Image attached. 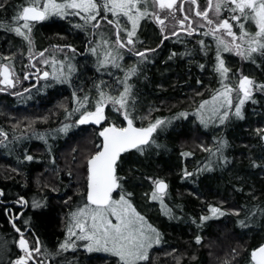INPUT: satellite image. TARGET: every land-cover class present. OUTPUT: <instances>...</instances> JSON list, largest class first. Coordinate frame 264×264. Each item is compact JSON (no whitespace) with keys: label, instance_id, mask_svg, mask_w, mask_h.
<instances>
[{"label":"snow or ice","instance_id":"snow-or-ice-1","mask_svg":"<svg viewBox=\"0 0 264 264\" xmlns=\"http://www.w3.org/2000/svg\"><path fill=\"white\" fill-rule=\"evenodd\" d=\"M185 3L195 5L196 8L185 12ZM9 9H13V14L0 20V30L21 37L27 43L29 64L22 67L23 80H29L35 75L36 83L43 80L46 83L42 87L48 88L55 83L72 86L73 78L79 76V69L72 61L76 55L84 53L78 52L73 44H51L48 48L34 52V26L52 18L67 20L72 29L89 35L84 52L95 57V71L101 77L108 75L109 80L94 79L87 90L83 84L74 87V106L71 110L64 109L65 121L71 120L72 123H62L61 127L53 130L67 134L70 129L82 125L101 126L97 132L100 143L95 144L93 141L95 150L84 156L86 191L77 193L81 197V203L67 213L65 238L50 249L35 234L30 216L25 217L23 211L6 209L8 222L16 234L13 247L18 252L12 258L11 250L5 242L0 247V264H74L64 254L70 251L74 253L78 249L90 254H110L115 258V264H153L151 253L155 246L161 244L163 233L137 211L132 202L133 193L125 187L131 174L137 169L129 168L128 176H122L119 172L123 171L131 154L143 156L152 149L164 147L157 143L158 136L167 131L173 120L187 119L189 113L179 112L172 118L158 117L152 120L150 117L154 109H149L147 116H138L140 94L137 83L141 76L147 79V65L154 62L150 57L156 54L165 41L175 37L178 42H182L181 33L187 37H203L196 40L195 48H186L183 53L172 52L168 57L169 60L178 55L194 59L199 54L207 61L209 54L213 53L211 70L217 77L219 87L205 89L210 93L209 98L199 102L193 115L205 128L217 121L220 126L226 127L233 119L244 120L245 105L260 103L257 96L264 98V81L244 74L243 69L234 71L228 66L224 54H235L257 68L264 65V0H206L203 10H200L198 0H179V3L178 0H25V5L0 0V16L6 15ZM177 12L183 14L182 18ZM109 16L112 18L109 19ZM73 19H78L79 22L72 23ZM149 22L154 23L159 31L160 43L155 48L145 46L146 41L139 34L142 23ZM193 24L196 26L193 27ZM105 26H110L111 35L102 31ZM204 38H211L212 43H206ZM125 52L136 58L133 64L123 63ZM56 53H61L63 58L58 59ZM17 55L23 56V51L7 55L0 53V93L15 90L22 82L15 71ZM37 64L44 67H37ZM197 67L204 71L206 64L198 63ZM30 69H35V72ZM112 69L118 70L121 75H115ZM197 83L202 84V81L198 80ZM29 91L28 88L23 89V92ZM10 94L17 97L23 95L19 91H12ZM196 95L203 96V93L198 92ZM107 108L124 123L111 121L106 114ZM43 119L47 122L48 118ZM254 131L261 148H264V128H256ZM33 135L47 144L46 134L34 132ZM0 137H3L0 145L7 148L8 133L0 129ZM199 147L208 152L212 159L195 172L183 168L182 179L213 171V163L221 167L232 163L225 155L230 143L223 136L214 139L213 147H205L203 144ZM48 151L51 154V146ZM76 151L73 149L74 153ZM180 155L188 158L193 156V152H181ZM34 159L33 155H24V161L32 162ZM75 160L76 156L73 155V161ZM51 163L56 164L55 156H51ZM251 167L264 169V164L252 160ZM55 171L58 173L59 169ZM66 175L71 178L73 173L68 171ZM146 178L152 185V190L144 193V196L150 202H158L161 213L169 220L180 219L173 208L165 203L169 194L168 182L159 177ZM235 190L244 191L242 187ZM50 191L57 192L58 189L50 187ZM114 193L118 198H114ZM5 195L4 189L0 188V198ZM248 195L253 200L258 199L251 192ZM71 200L72 197L69 196L64 203L67 205ZM203 203H206L208 214H201L198 220L191 218L198 229H202L210 220L229 215L237 217L236 223L241 229H249L257 218H264V207L257 205L252 208L243 205L241 208L226 210L223 201L219 205ZM14 204L21 209H40L46 207V198H33L29 201L24 196H18ZM242 210L246 211L244 217L240 218ZM203 239L201 235H196L195 243L200 245ZM239 254L240 251L233 248L231 258L225 260L224 264H233ZM248 264H264V243L249 252Z\"/></svg>","mask_w":264,"mask_h":264},{"label":"trees","instance_id":"trees-1","mask_svg":"<svg viewBox=\"0 0 264 264\" xmlns=\"http://www.w3.org/2000/svg\"><path fill=\"white\" fill-rule=\"evenodd\" d=\"M11 3L25 5V0H11ZM12 14L13 9H9L6 15L0 16V20H5ZM61 30L63 28L58 23L40 25L38 30L33 31L34 45H43L47 39L54 37L55 31ZM199 38L202 37L193 38L191 44L181 42V47L178 50L168 48L167 45L158 49L155 63L146 68L147 79L141 76L137 83L140 94L138 116H147L149 109H154L150 117L152 120L158 117L172 118L179 112H188V118L173 120L167 131L158 136L157 143L164 147L152 149L143 156L137 153L131 154L125 162L123 171H120L119 174L128 176L129 168L137 169L131 174L125 187L133 193L132 202L137 211L141 212L153 226L163 233L161 244L155 246L151 253L153 264H177V258H179V264H224L225 260L231 258L230 253L233 248L240 251L233 264H248L249 252L264 242V218H257L249 229L238 227L237 217L231 215L210 220L205 223L202 229H198L191 222V218L198 220L201 214H208L206 203L203 202L219 205L223 201V207L226 210L241 208L243 205H247L248 208H252L254 205L264 207V169L251 167L252 160L264 164V148H261L254 131L256 128H264V98L257 96L260 103L245 105L246 118L244 120L233 119L226 127L211 124L205 128L201 125L193 113L202 99L209 98L210 93L205 89L219 87L217 77L211 70L213 53L209 54L210 62L199 54H196L194 59L179 55L172 60L168 59L172 52L183 53L186 48H195L196 40ZM153 42L152 44H155L157 40ZM27 47L26 41L21 37L0 30V53L7 55L10 52L23 51L24 54L27 52ZM226 55L228 66L234 71L243 69L244 74L253 76L258 81H264V65L257 68L249 62L242 61L235 54L226 53ZM22 57L17 55L16 59L20 60ZM198 63L206 64L204 71L197 67ZM258 63L260 62L258 61ZM198 80L202 81V84H198ZM80 84L84 85V81ZM74 87H76L75 82L72 86L67 84L63 87L66 94L54 103H52L54 98L52 94L54 93L45 96L47 97L46 101L47 99L50 101L48 100V103L42 101L43 106L71 108L74 106L72 98ZM51 88L54 92L60 90L58 86ZM198 92L203 93V96H197ZM0 113L4 116L3 125L8 127L11 138H15V131L10 129V125L6 121L11 116L15 118L14 97L5 96L0 99ZM107 115L111 121L117 124L124 123L110 108H107ZM85 130L79 134L73 133L61 144L55 146L54 155H52L56 158L55 165L51 163L49 156L44 160L45 165L51 168L47 174L55 173H51L52 178L47 182L49 184L45 183V185L55 187L58 191L50 192L52 197L49 199L47 207L35 211L34 218L37 229L49 236L51 240L61 234L60 227L63 225L61 216L71 203L70 201L66 205L64 200L74 194L73 184H76L74 177L77 173L72 171L73 176L67 177L66 173L71 170L68 167L64 169L63 162L58 161L61 159L59 151L67 144L68 140L75 141L73 142L75 144L84 139L85 135H90ZM221 136L230 143L225 155L232 163L226 167L213 163V171L204 172L190 179H182L183 168L186 167L188 171L195 172L197 168L204 167L212 159L208 152L200 149L199 145L213 147L214 139H219ZM96 141L99 144L100 138L98 137ZM186 151L193 152V156L182 158L180 153ZM12 169H16L18 174H15L16 172H13ZM20 169L15 167V140L9 142L7 148L0 146V188L4 189L5 197L15 196V189L23 192L26 188L41 186V175H37L35 178L33 176L34 171L42 170L41 163L33 160L24 163ZM55 169H59V172L57 173ZM149 176L163 178L168 182L169 194L165 203L173 208L175 215L180 219L169 220L161 213L158 202H150L144 196V193H150L152 190V185L146 178ZM241 187L244 189L243 192L235 190ZM250 192L258 199L253 200L248 195ZM114 198H117L115 193ZM177 205L180 207L176 208ZM245 211H241L240 218L244 217ZM0 220H5L1 206ZM196 235H201L204 238L200 245L195 243ZM168 253H173V255H168ZM98 255L85 252L84 255L78 257V261H75L74 264H115V258L110 254L101 252ZM165 255L166 257H164Z\"/></svg>","mask_w":264,"mask_h":264},{"label":"flooded vegetation","instance_id":"flooded-vegetation-1","mask_svg":"<svg viewBox=\"0 0 264 264\" xmlns=\"http://www.w3.org/2000/svg\"><path fill=\"white\" fill-rule=\"evenodd\" d=\"M178 3H179V0H178ZM198 5L200 7V10H203V8L206 5V0H198ZM190 8L195 9L196 6L195 5L190 6L187 3L184 4L185 12H189ZM177 15L182 18L183 14L177 12ZM190 15H191V13H190ZM111 18L112 17L109 16V19H111ZM195 19H199V18H195ZM76 22H79L78 19H73L72 23H76ZM44 23H58L59 25L62 26L63 30H61L59 32L55 31L54 37L51 39H47V41L44 42L43 45L40 46V45L36 44L34 46V52L43 50L44 48H48L51 44L71 43L78 49V52L84 53L83 55H76L75 59L72 61L74 64H76L77 68L79 69L78 78L77 77L73 78V82L76 83V86L78 84H80L82 81H84V87H85V90H87L88 88L91 87V81L94 79L98 80L100 78H103L104 80H109L108 75H103L101 77V75L95 71V67H96L95 57L92 56L91 54L84 52L85 47L87 46V41L90 38L88 34H86L85 32L79 31V30L72 29L69 21L62 20L59 18H52L48 21L42 22L40 24H36L33 28V31L36 29L38 30L40 25H42ZM122 23H123V21H122ZM195 26L196 25L193 24V27H195ZM102 31H104L108 35H111L110 26L103 27ZM139 34L141 36V39L146 41L145 46H147V47L155 48L160 43L158 27L154 23H151V22L142 23L141 32ZM61 37H64V39H61ZM195 37L196 36L187 37V36H185L184 33H181L180 40L182 42H186V43L191 44V42L193 41V38H195ZM153 39L155 41L157 40V42L155 44H152V42L154 41ZM204 39H205L206 43H212L211 38H204ZM165 45H167L168 48L178 50L181 47V42H178L176 40V38L173 37L172 39L165 41L164 44L159 49H162L163 46H165ZM137 47L140 50H143V48L141 46L138 45ZM158 51L159 50H157V52ZM55 55L57 56L58 59L63 58V55L61 53H56ZM124 55H125V59H124L123 63L125 65H131L135 62L136 58L134 56H132L131 54L125 52ZM155 55L150 57V59L154 62L149 63L148 65H152L153 63H155V61H156ZM224 56H225V59L227 61L226 53L224 54ZM35 62L36 61H33V63H35ZM28 64H29V60L27 57V52H25L23 54V57L20 60H18V59L15 60V65H16L15 71L18 74V78L22 82L17 85V88L15 90H9V92L0 93V99L4 98L5 96L15 98V125H17L18 120H20V126H22V129L16 130V127H15V133H14L15 138L13 137L14 139L11 138V136L9 134L10 132L8 131V137H7L6 143H9V142L11 143L12 140H15V167L18 170L20 169V167L23 166L24 163H29L27 161H24V155L25 154L33 155L35 158L34 161L41 163L42 170L39 172L34 171V173H33V176L35 178V176H37V175H44L45 173H48L50 171L51 168H49L48 165H45L44 160H46L48 156L50 158L52 155H54L53 150H54L55 146L61 144L63 140H66V138L71 136L73 133H76V134L81 133L82 130H85V128H87L85 130L86 132H89L90 134L94 135L95 141H96L98 139L97 132L99 131L100 126L82 125V126L70 129L67 134L54 132L53 130L61 127L62 123H72L71 120L65 121L64 109L67 108L68 110H71V108L73 106L71 108H68L66 106L65 107L64 106L59 107V108H53V107H48L49 106L48 104H47L48 106H43L42 101L44 103H48V100L50 101V99H47V101H46L47 97H45V96H50L51 93H54L52 95H54V98H55V99L53 98L52 103L56 102L58 99H62L64 97V95L66 94V91L63 90L62 88L65 87L67 84L55 83L54 86L60 87V90L54 92L51 88L53 86H50L48 88L42 87L43 84L46 83L45 81L41 80L40 83H36L35 75H33L29 80H26V81L23 80L24 71L22 70V67H23V65H28ZM37 67L43 68L44 66L41 64H37ZM209 67H210V64H209ZM30 70L32 72H35V69H30ZM112 71L115 75H121V73L118 70L112 69ZM34 84H35V87H33ZM24 88H28V89H30V91L29 92H23ZM12 91L22 92L23 95L21 97L11 95L10 92H12ZM93 95H94V93H93ZM19 112H21V113L24 112L25 115H32V116H26V117L32 119L33 121H29L25 128H24V124L27 123V121L22 119L19 116V114H18ZM106 114H107V109H106ZM45 117L48 118L47 122H44L43 118H45ZM0 120H1L0 121V129H2L4 132L9 130L8 127H5L2 123V120L4 121V116L1 113H0ZM21 120H23V121H21ZM34 132L40 133V134H46L47 135V144H45L44 141L37 139L33 135ZM17 137H19V139H16ZM0 139H3V137H0ZM73 142H75V141H73ZM73 142L71 140H68L67 144L64 145L63 148L68 147ZM0 146H2V145H0ZM49 146H51V154L48 151ZM2 147H4V146H2ZM63 148H61L59 151L60 152L59 156L61 157V159L58 161L63 160V153H62ZM15 174H18V173L16 172ZM73 185H74L73 190H75V191H74V194L71 195V197H72L71 203H70V205H68L67 209L64 211L65 213L61 216L62 220H63V225L60 227L61 234L59 237H56L52 240L50 239L49 236L43 234V232H41L37 229V225H36L35 218H34V213H35V211L40 210L41 208L40 209H32L29 207L27 209H21L19 206H16L14 204V201L17 199L18 196H24L25 199H27L29 201H31L33 198H36V199L46 198V207H47L48 201L52 197L51 193H50V192H52V191H50V187L43 188V186L42 187L41 186L40 187H37V186L33 187L32 186L31 188H26L23 192L22 191L20 192V190L15 189V196H6L3 198H0V206H1V208H3V213L5 216V220H0V247H2L5 242H7L8 247L10 248L11 253H12V258H15V254L18 252V249L13 247V242L16 238V234L13 232L12 226L8 222L9 216L6 212V209H11L13 212L23 211L25 217L30 216L32 218L31 227L33 228L35 234L40 237L41 241L48 248L52 249L55 247V245L58 242L63 241V239L65 238V230H66V224H67V213L70 210H72L76 205L81 203V197L79 195H77V193L82 192L83 190L77 192L75 184H73ZM84 191H86V189ZM78 196H79V198H77ZM74 199H75V201H74ZM18 224H19V222H18ZM85 252L86 251H84L83 249H78L74 253L71 251L68 253H65L64 256L67 258V260L75 262V261H78V257L80 255L81 256L84 255ZM98 254L99 253H94V255H96V256ZM98 256H100V255H98ZM76 258H77V260H75Z\"/></svg>","mask_w":264,"mask_h":264},{"label":"rangeland","instance_id":"rangeland-1","mask_svg":"<svg viewBox=\"0 0 264 264\" xmlns=\"http://www.w3.org/2000/svg\"><path fill=\"white\" fill-rule=\"evenodd\" d=\"M210 15H211V13H210ZM252 30H254V27H253ZM18 114H19V116L22 119L27 121V123L24 124V128L27 126L29 121H33L32 119L26 117V116H32V115H25L24 112H22V113L19 112ZM6 121L10 125V129L11 130L15 131V127H16V130L22 129V126H20V120H18V124L17 125H15V118H13L12 116ZM21 121H23V120H21ZM209 125H211V123ZM213 125H217L218 126L219 125L218 121H217L216 124H213ZM8 131L9 130H7L6 132L8 133ZM85 136H84V139H82V140L78 139V140H80L79 142L77 141V143H75V144L71 143L68 147L64 148L63 151H62V153H63V160H62L63 165H62V167L64 169H66V167H68L69 170L77 172L76 176L74 177L75 178L74 181L76 183L75 186H76L77 190H82V189L86 188V175H87V172H86V164L84 162V156L86 154H88L89 152L95 150L93 141L95 142V144H97L96 141H95L94 135L90 134V135H85ZM73 149H76L77 151L74 153ZM73 155L76 156V160L75 161H73ZM71 162L73 164H69ZM81 170H82V172H80ZM51 173H49V174L45 173L44 175H41V177H42L40 179V185L41 186H44L45 183L49 182L50 178H52L51 175L55 174L54 172L52 174ZM43 177L45 178L44 180H43ZM47 184H49V183H47ZM164 257H166V255Z\"/></svg>","mask_w":264,"mask_h":264},{"label":"water","instance_id":"water-1","mask_svg":"<svg viewBox=\"0 0 264 264\" xmlns=\"http://www.w3.org/2000/svg\"><path fill=\"white\" fill-rule=\"evenodd\" d=\"M264 243V242H263Z\"/></svg>","mask_w":264,"mask_h":264}]
</instances>
